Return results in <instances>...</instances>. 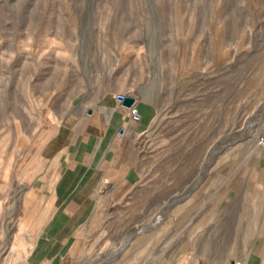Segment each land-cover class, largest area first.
Segmentation results:
<instances>
[{
  "label": "rangeland",
  "instance_id": "obj_1",
  "mask_svg": "<svg viewBox=\"0 0 264 264\" xmlns=\"http://www.w3.org/2000/svg\"><path fill=\"white\" fill-rule=\"evenodd\" d=\"M263 50L264 0H0V264H34L47 248L56 163L106 95L153 106L136 143L150 180L189 159L193 188L214 182L218 198L254 175L264 104L217 97Z\"/></svg>",
  "mask_w": 264,
  "mask_h": 264
},
{
  "label": "crops",
  "instance_id": "obj_2",
  "mask_svg": "<svg viewBox=\"0 0 264 264\" xmlns=\"http://www.w3.org/2000/svg\"><path fill=\"white\" fill-rule=\"evenodd\" d=\"M100 107L101 116L80 119L78 136L65 146L70 159L56 163L60 207L34 264L99 256L98 264H264V152L256 155L254 175L218 187L224 197H216L214 182L193 188L199 172L189 159L187 166L161 164L153 181L136 147L153 106L137 103L139 121L123 117L114 94Z\"/></svg>",
  "mask_w": 264,
  "mask_h": 264
},
{
  "label": "bare ground",
  "instance_id": "obj_3",
  "mask_svg": "<svg viewBox=\"0 0 264 264\" xmlns=\"http://www.w3.org/2000/svg\"><path fill=\"white\" fill-rule=\"evenodd\" d=\"M256 62L250 64L247 62L242 69L236 70L235 74L229 75L228 78L224 81H221L222 84V92L218 98L219 102H226L227 96L233 98L235 101L239 97H245L251 99L253 105L264 104V50L262 51L261 55H257L255 59ZM249 70V72H248ZM251 70V72H250ZM242 79L245 82L243 88L236 87L237 82ZM215 87V86H214ZM219 87V86H218ZM220 92V91H219ZM116 94V93H115ZM118 95V94H117ZM115 95L117 98L118 96ZM133 97V96H132ZM134 98V97H133ZM230 98V99H231ZM213 100V99H212ZM209 99L207 102H212ZM136 101V100H135ZM230 101V100H229ZM136 103V102H135ZM217 103V102H216ZM211 105H213L211 103ZM260 109V108H259ZM236 110V109H235ZM223 111V110H222ZM256 114V113H254ZM231 116V115H230ZM264 116V105L260 110L258 118L256 121H259ZM250 119V118H249ZM204 124V123H203ZM206 127V126H205ZM204 127V128H205ZM248 127V126H246ZM249 128V127H248ZM208 129V128H207ZM241 131V130H240ZM246 131V129H245ZM244 130L242 131V133ZM245 135V134H244ZM238 133L233 134V138H237ZM244 137V136H243ZM242 138V137H241ZM243 139V138H242ZM236 141V140H235ZM240 141V140H239ZM234 142V141H233ZM232 143V142H231ZM222 144V143H221ZM224 144V143H223ZM169 147V146H168ZM211 148V147H210ZM219 148V147H218ZM218 150V149H217ZM194 154V153H193ZM179 155V154H178ZM175 160V159H174ZM198 160V159H197ZM200 160V159H199ZM186 161V160H185ZM188 163V162H187ZM190 165V164H189ZM183 166V165H182ZM198 182V181H197ZM198 184V183H197ZM171 205V204H170ZM243 212V211H242ZM160 213V212H158ZM144 215V214H142ZM147 215V214H146ZM158 217V216H157ZM156 219V218H155ZM154 221V220H153ZM156 222V221H155ZM154 222V223H155ZM151 224V223H150ZM143 230V229H142ZM26 232V231H24ZM23 233V232H22ZM25 236V235H24ZM26 240V239H25ZM24 240V241H25ZM29 240V239H28ZM31 240V239H30ZM248 240V239H247ZM27 244H31L30 241L26 242ZM25 243V245H26ZM17 245V244H16ZM126 245V244H125ZM27 246V245H26ZM29 247V245H28ZM95 247V246H94ZM125 247V246H124ZM24 250V249H23ZM27 250V249H26ZM96 259V258H95ZM95 261V260H94ZM92 261V262H94Z\"/></svg>",
  "mask_w": 264,
  "mask_h": 264
},
{
  "label": "built area",
  "instance_id": "obj_4",
  "mask_svg": "<svg viewBox=\"0 0 264 264\" xmlns=\"http://www.w3.org/2000/svg\"><path fill=\"white\" fill-rule=\"evenodd\" d=\"M120 96H125V95L118 94V97H117V100L122 104L123 117H128L132 119L133 121H139L141 119V114H140V111L137 105L135 103L130 106L124 105L123 98H121ZM257 144L264 151V124L262 126V129L257 135ZM236 264H247V263L244 261H240V262H237Z\"/></svg>",
  "mask_w": 264,
  "mask_h": 264
},
{
  "label": "water",
  "instance_id": "obj_5",
  "mask_svg": "<svg viewBox=\"0 0 264 264\" xmlns=\"http://www.w3.org/2000/svg\"><path fill=\"white\" fill-rule=\"evenodd\" d=\"M120 97L123 98V103L126 106H130L136 102L135 98H133L132 96L125 95V96H120Z\"/></svg>",
  "mask_w": 264,
  "mask_h": 264
}]
</instances>
